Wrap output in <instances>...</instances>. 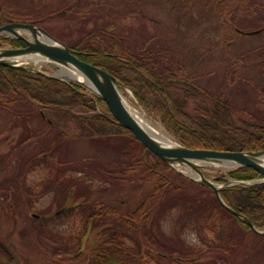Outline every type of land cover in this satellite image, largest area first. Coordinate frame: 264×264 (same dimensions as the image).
<instances>
[{
	"label": "rangeland",
	"instance_id": "rangeland-1",
	"mask_svg": "<svg viewBox=\"0 0 264 264\" xmlns=\"http://www.w3.org/2000/svg\"><path fill=\"white\" fill-rule=\"evenodd\" d=\"M218 1L196 0L194 7L188 2V8L181 13L174 10L175 0H0V14L12 18L24 14L67 43L78 41L95 28L122 35L135 47L144 46L155 36L153 45L168 51L169 54L166 52L161 58L169 66L181 64L182 73H191L196 86L213 91L223 88L221 82L227 81L232 66L234 77L237 76L233 83L227 81L231 86L229 101L235 109L232 122L253 130L254 120H264V64L260 62L264 59V0H227V4H218ZM233 26L244 34L236 35ZM257 30L261 31L250 33ZM21 34L32 39L27 32L21 31ZM0 46L11 47L1 38ZM18 62L65 80H76L66 73L69 69L47 60ZM187 88L182 83L167 87L174 97L187 99L185 108L193 111L202 95L190 98ZM122 93L131 110L174 139L157 117L148 116L141 110L130 91L123 90ZM35 105V102L24 100L9 107L0 105V264H96L98 259L88 253L89 245L86 247L84 243L82 250L80 212L56 216V211L79 201L103 202L132 211L146 197L152 182H109L90 176L83 160L91 158L105 164L118 156L119 152L114 148L128 136L113 137L109 140L111 146L102 144L98 147L94 141L80 137L79 124L64 116H53L57 129L65 131L64 147L54 156L45 154L47 144L43 137L48 130H55L41 117ZM106 108L105 104L99 103L95 112L103 113ZM26 129L31 130L30 137H27ZM59 162L69 164L62 167ZM199 166L215 183H222L219 178L233 169L217 163H199ZM180 170L187 173L184 167ZM172 179L183 185L181 192L188 197L187 202L183 205V200L177 198L179 191H171V196L162 202L167 207L153 210L147 224L153 223L156 227L154 237L165 245L162 252L168 253L174 248L172 253L177 258L191 259L178 263L157 257L159 263H150L148 259L144 264L264 263V241L240 227L233 218L224 230L219 220L209 219L201 228L189 227L208 216L202 214L204 210L198 201L206 200L212 205L214 194L174 175ZM74 180L81 185L75 186ZM66 182L71 184L68 186ZM68 195H71L70 199ZM185 206H191L193 210L187 212L183 209ZM33 212L41 219L32 218ZM99 227L89 233L87 242L98 243L103 238L98 232ZM147 231L149 233L130 230L128 243L134 244L136 240L142 244V249H146L150 246L147 239L150 229ZM219 231H226V234L218 240L217 237H221V234L216 236ZM191 248L206 252L203 255L186 252ZM76 252V257H68L69 253Z\"/></svg>",
	"mask_w": 264,
	"mask_h": 264
},
{
	"label": "trees",
	"instance_id": "trees-1",
	"mask_svg": "<svg viewBox=\"0 0 264 264\" xmlns=\"http://www.w3.org/2000/svg\"><path fill=\"white\" fill-rule=\"evenodd\" d=\"M206 1L212 2V0ZM226 1L220 0L217 3L227 4ZM188 2L191 3L189 0H175L174 10L185 12ZM195 3L196 0L191 3V6L194 7ZM12 21L28 22L30 19L21 13L16 18L9 17L4 13L0 14V25ZM102 29L95 28L78 41L66 44L80 59L108 71L124 87L129 88L145 113L148 116L157 117L178 143L188 148L221 151H259L264 149V120H254V123L251 124L253 130L234 125L232 122V113L235 109L229 101L231 86L228 85V82L233 83L237 79V76L234 77L232 66L229 67L232 72L230 76L227 75L228 82H221L223 88L213 91L196 86L191 73H182L183 66L181 64L174 63L169 66L161 58L166 55V52L168 53L165 48L155 47V45L135 47L127 43L128 38L126 40L122 35ZM232 31L236 35L244 34L235 26ZM0 38L14 47L24 45L21 39L4 35H0ZM168 59L172 60V58ZM260 62L264 64V59ZM179 83L188 87L186 92L190 98L196 97L198 94L202 95L200 103L193 111L185 108L187 99L180 100L169 93L167 87ZM20 100L35 102L41 117L45 118L50 128L55 130L54 132L48 130L43 137L47 147L50 146L45 147V154L49 153L50 157L54 156L64 147L65 131L57 129L53 120V116H64L79 124L80 137L94 141L98 147L102 144L111 146L112 142L109 140L113 137L128 136L118 148H114L119 152L116 154L118 156L107 161L106 165L102 162H94L91 158L83 160L90 176L109 182L112 180L116 182H152V188L146 197L132 211H125L117 206L96 201H82L65 209L63 213L80 212L83 227L80 233V243L85 234H89L97 226L101 227L98 232L102 234L103 238L98 243L96 241L90 244L88 252L98 259L96 264L159 263L157 257L178 261V263L189 262L191 258L181 259L174 256L172 253L174 248L170 249L171 251L168 253L162 252L161 249L165 245L161 241L162 244H160L154 237L157 235L156 227L153 226V223L148 225L147 219L153 210H162L167 207L162 202L171 196V191H179L177 198L183 200L181 202L183 205L187 202L188 197L181 192L183 185L174 183L172 175L185 179L193 185L201 186L214 194L211 189L185 177L147 149L129 130L112 117L108 108L103 113H96V105L105 104L104 101L98 96L88 95L81 84L63 81L25 68L0 64V105L9 107ZM26 130L28 131L27 137H30L31 130ZM66 164L69 162H59V166L62 167ZM258 176L253 168L239 167L228 171L226 176L219 180L221 179L223 182H226L227 179L251 180ZM74 181L75 186L81 185L76 180ZM66 183L68 186L71 184ZM78 189L79 186L77 191ZM83 191H85V187ZM220 194L225 203L237 213L247 218L256 228L264 229V182L227 186L220 190ZM198 202L202 204L204 210L201 209L202 214L208 216L199 223L188 225L189 227L198 228L204 225L205 220L209 219L219 220L223 224L221 229L224 230L230 219L233 218L240 227L254 233L256 237L264 241V234L253 232L243 219L226 210L215 195L212 205L206 200ZM155 203L157 206L154 205ZM183 209L187 212L190 209L193 210L191 206H185ZM164 212L163 214H165ZM95 224L98 225L95 226ZM148 228L150 237L147 239L150 246L142 249V244L136 240H134V244L128 243V240H131L130 230L148 232ZM210 229L213 230L211 227ZM224 234L226 231L217 232L216 236H221L217 239L222 238ZM96 243L97 245H95ZM152 246H155V249L158 247V250L153 249ZM186 252L203 255L206 251L191 248Z\"/></svg>",
	"mask_w": 264,
	"mask_h": 264
},
{
	"label": "water",
	"instance_id": "water-1",
	"mask_svg": "<svg viewBox=\"0 0 264 264\" xmlns=\"http://www.w3.org/2000/svg\"><path fill=\"white\" fill-rule=\"evenodd\" d=\"M30 33L32 40L20 32ZM12 34L23 39L26 46L17 48H0V64L25 68L16 59L25 55H37L56 64L65 66L80 73L88 80L101 98L106 102L113 117L150 151L168 164H178L191 170L190 176L198 183L212 189L220 202L231 213L241 217L256 233L264 234L253 226L247 218L239 215L221 198L220 189L228 184L220 185L212 182L201 171L199 163H228L235 167H251L261 176L252 181H233V183L253 184L264 181V150L260 151H219L214 149L188 148L174 140L168 142L157 140L136 120L126 105L120 88V81L108 71L81 60L61 41L53 37L43 27L33 23L11 22L0 26V34ZM138 105V104H137ZM62 210L58 211L60 213ZM35 217H39L34 214Z\"/></svg>",
	"mask_w": 264,
	"mask_h": 264
},
{
	"label": "bare ground",
	"instance_id": "bare-ground-1",
	"mask_svg": "<svg viewBox=\"0 0 264 264\" xmlns=\"http://www.w3.org/2000/svg\"><path fill=\"white\" fill-rule=\"evenodd\" d=\"M18 60L44 61L45 59L40 57V56H37V55H25V56H21L20 58H18ZM66 73H68V75L70 77H72V78L79 79V80H85L86 83L90 84L88 82V80H86L80 73H78L75 70H71V71L67 70ZM125 103H126V100H125ZM126 105H127V103H126ZM131 113L133 114V116H135L136 120L140 123V125L143 126L152 136L157 138V140L163 141V142H168L169 141L168 135L163 130H161L160 128L151 126L147 122L146 118L144 116L138 114L137 111L135 112V111L131 110ZM234 166L235 165H231V164H228V163L222 164V167L223 168H227V169L233 168ZM187 173L192 175V176L195 175L191 170H187Z\"/></svg>",
	"mask_w": 264,
	"mask_h": 264
}]
</instances>
